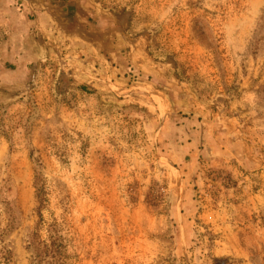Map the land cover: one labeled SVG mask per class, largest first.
<instances>
[{
	"label": "rangeland",
	"instance_id": "374dc122",
	"mask_svg": "<svg viewBox=\"0 0 264 264\" xmlns=\"http://www.w3.org/2000/svg\"><path fill=\"white\" fill-rule=\"evenodd\" d=\"M54 219L69 264H264V0H0V264Z\"/></svg>",
	"mask_w": 264,
	"mask_h": 264
},
{
	"label": "trees",
	"instance_id": "16d2710c",
	"mask_svg": "<svg viewBox=\"0 0 264 264\" xmlns=\"http://www.w3.org/2000/svg\"><path fill=\"white\" fill-rule=\"evenodd\" d=\"M35 187L39 203L38 213L42 217L41 214L48 204V198L46 187L41 177L36 178ZM46 232L47 237L43 240L40 232L36 230L31 242L37 264H69L63 224L54 219L53 222L48 224Z\"/></svg>",
	"mask_w": 264,
	"mask_h": 264
}]
</instances>
